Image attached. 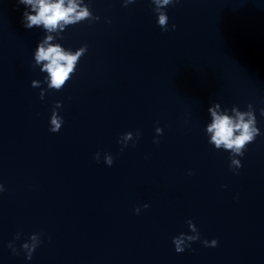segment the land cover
Wrapping results in <instances>:
<instances>
[{"label":"water","instance_id":"obj_1","mask_svg":"<svg viewBox=\"0 0 264 264\" xmlns=\"http://www.w3.org/2000/svg\"><path fill=\"white\" fill-rule=\"evenodd\" d=\"M85 3L99 22L57 42L88 50L41 100L31 83L47 88L34 67L45 33L23 27L17 0H0V264H264V0H180L165 9L167 32L150 0ZM57 102L63 125L51 133ZM214 103L255 109L261 135L238 174L208 143ZM128 132L135 147L121 151ZM188 220L217 247L176 253ZM34 233L42 242L27 260Z\"/></svg>","mask_w":264,"mask_h":264},{"label":"clouds","instance_id":"obj_2","mask_svg":"<svg viewBox=\"0 0 264 264\" xmlns=\"http://www.w3.org/2000/svg\"><path fill=\"white\" fill-rule=\"evenodd\" d=\"M136 0H122V6L135 3ZM180 0H150L154 6L153 12L157 16V24L162 31H169L168 16L165 9ZM18 5H23L25 11L23 12L22 25L25 29L31 30L33 28H40L45 33L44 38L38 43L34 52V67H39L41 73H46L44 84L47 88L41 86V81L33 80L32 88H40V99L43 100L48 91H61L67 82L75 75L76 67L80 59L87 52V45L81 46L78 50L65 49L57 41L63 40L62 35L69 27H74L84 22H99L100 17L94 16L85 3V0H17ZM34 13V14H32ZM111 23L110 20L106 21ZM171 30H176V25L171 26ZM62 104L57 102L52 110L50 117L49 131L51 133H58L63 125V119L58 115L57 109H60ZM246 111L239 110L238 106H233L230 109L224 108L221 111V105L214 103L208 108V114L211 117V123L206 126V132L210 134L208 143L216 150H225L229 155V168L238 174V170L242 167L241 160L249 144L253 143L258 136L261 135L257 127V119L255 109L252 104H248ZM261 116H264V108L260 110ZM156 136L163 134L161 128H156ZM139 132L135 134V138L139 139ZM129 141H132V147H135V140L133 133L128 132L121 136L118 143L122 145L121 151L128 147ZM153 143H159L157 139ZM101 153L97 152L94 160L100 163ZM103 162L108 167L114 164V158L110 154H104ZM192 173L189 172V175ZM5 188L0 184V193H3ZM146 209L147 204L143 205ZM140 208L134 210L135 214H139ZM188 230L191 235L181 233L173 237L172 243L175 247L176 253H183L191 244L196 241H201L198 229L193 221H186ZM20 239V233H17L15 240ZM40 234L34 233L30 236L27 242L21 245L20 251L25 253V259L31 260L35 250L41 244ZM201 243L205 247L215 248L218 245L217 240H203ZM14 255H19L14 242L8 244Z\"/></svg>","mask_w":264,"mask_h":264}]
</instances>
